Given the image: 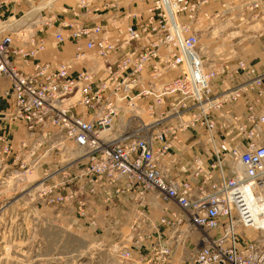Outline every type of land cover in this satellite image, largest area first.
Returning a JSON list of instances; mask_svg holds the SVG:
<instances>
[{"label": "built area", "instance_id": "built-area-1", "mask_svg": "<svg viewBox=\"0 0 264 264\" xmlns=\"http://www.w3.org/2000/svg\"><path fill=\"white\" fill-rule=\"evenodd\" d=\"M22 1L0 0V14ZM153 1L148 23L118 27L116 35L103 25L62 23L53 35L54 48L60 52L72 41L76 53L71 59L41 58L50 44L38 37L42 26L24 39L10 21L0 22V80L9 83L2 91L9 104L2 121L10 129L0 133V176L9 169L13 135L22 125L19 153L28 151L24 161L19 159L22 169L33 164L29 171L35 170L59 146L68 156L67 165L48 178L71 177L70 161L77 172L69 182L79 186L69 196L52 197V187L47 190L49 205L83 196L77 204L84 214L88 203L84 194L102 184L141 200L144 210L131 221L126 244L119 249L122 259L129 261L138 254L147 264H264V210L251 213L241 189L252 184L249 201L257 206L255 190L264 179V106L261 115L256 106L264 97V75L253 77V65L245 60L234 70H229L230 61L207 65L196 34L181 20V13L187 12L195 24L199 9L209 0ZM235 2V9H261L263 15L256 18L264 19V0ZM170 73L177 76L167 79ZM251 93L254 97L246 101L249 128L238 127L249 143L246 150L237 146L229 153L230 174L218 160L210 169L203 166L184 178L169 177L163 162L170 143H179L181 134L198 129L215 143L216 115ZM143 111L153 120L145 122L140 117ZM46 144L44 158L36 157ZM70 148L74 154L69 157ZM213 169L218 170L217 180ZM157 208L166 213L154 217L151 213ZM239 227L252 230L257 239L241 241Z\"/></svg>", "mask_w": 264, "mask_h": 264}, {"label": "rangeland", "instance_id": "rangeland-1", "mask_svg": "<svg viewBox=\"0 0 264 264\" xmlns=\"http://www.w3.org/2000/svg\"><path fill=\"white\" fill-rule=\"evenodd\" d=\"M50 1H52L51 4H49ZM223 3L226 7L222 6ZM237 5L238 2L235 0H209L199 9L195 24H192V19L188 18L187 12L181 13L184 19L181 18V20L192 29L191 33L196 34L199 50L208 66L221 65V62L230 61L229 70H234L238 62L245 60L250 65L252 63L256 65L251 66L254 69L253 77L264 75V19L256 18L257 15H263V12L261 9L253 11L235 9ZM39 6L45 7L39 12L37 10ZM153 6V0H23L20 5L7 6L0 14V22L6 20L13 24L18 22L17 25H13V30L22 24L36 22L35 27L42 26L43 29L37 33L38 37L50 41L47 52L51 47L56 51V56L61 59L62 49L58 52L54 48L56 42L52 37L61 28L62 23H68V18L65 16L72 14L75 18L82 19L81 23H73L75 27L77 25L102 26V21L98 20L102 19L101 13L106 14L109 18L107 17L108 21L103 26L112 29V34L116 35L119 32L118 27H137L142 23H148L151 15L149 11ZM131 9H137L135 11L138 13H130ZM110 11H113V16L109 15ZM81 13L83 17H80ZM120 14H124L119 20L120 25L110 23V20L116 17L119 19ZM127 15L136 22L128 25L123 20ZM154 15L159 17L158 12H154ZM69 42L74 45L72 41ZM74 50L76 53L75 45ZM41 58L43 59L42 55ZM261 64L262 67L259 66ZM85 67L89 68L88 65ZM241 74L240 72L233 75ZM176 76V73H170L167 79ZM244 79H246L245 76ZM251 94L254 97L255 93ZM0 97L2 102H7L3 92ZM259 105L264 106V97ZM259 105L256 106V111ZM5 106L7 107L3 111L0 110V133L8 134L10 129H7L5 122L2 121L7 117L9 110V104ZM141 113L140 117L145 122L153 120L144 111ZM248 113L247 107L244 122L247 129L249 128ZM257 113L261 115V112L257 111ZM18 128L11 143L15 152L8 160L9 169L4 177L0 176V264H147L148 261L141 259L138 254L134 253L135 256L129 261L122 259L119 254V249L126 244L127 235L130 234L132 219L134 220L139 212L144 210L140 205L141 200L132 193L116 194V190L102 184L93 186L84 194V199L88 200L84 214L81 213L77 204L83 196L73 197L70 200L72 203L65 201L49 205L48 196L45 195L47 190L52 187L54 191L52 197L69 196V192L76 190L79 186L76 181L69 182L71 177L77 175V172L72 168L73 163L70 161L69 166L73 170L71 177L64 179L63 174H59L58 177L54 175L49 179V175L67 165L65 158L67 159L68 156L63 155V150L60 152L58 146L43 159L47 144L40 147L36 153V157L43 159L36 169L29 171V166L33 167V164L22 169L21 160L24 161L28 151L19 153V141L25 131L22 125ZM189 132L180 135L179 143H170V152L166 157L168 159L163 162L169 177L184 178L203 166L210 169V166L218 160L222 161L224 171L228 174V165L232 162L229 153L235 147H231L229 143L223 148L217 146L200 129L193 131L195 134L192 140L196 138L198 141L187 143L190 138L186 139L185 135ZM159 145L163 144L157 143V146ZM240 149L246 150L247 147H240ZM68 152L69 157L74 154L71 148ZM26 162H29V159ZM83 165V162L79 163L76 166L77 170H81ZM211 172L217 180L218 170L213 169ZM63 187L68 194L62 190ZM93 189H95L94 192H92ZM262 194H264V188H262ZM160 208L165 209L166 206L161 202ZM161 209L157 208L159 211L151 214L154 217L165 214L166 211ZM237 232L244 242L257 239V235L252 230L239 227Z\"/></svg>", "mask_w": 264, "mask_h": 264}, {"label": "crops", "instance_id": "crops-1", "mask_svg": "<svg viewBox=\"0 0 264 264\" xmlns=\"http://www.w3.org/2000/svg\"><path fill=\"white\" fill-rule=\"evenodd\" d=\"M51 3H52V1L49 2V4H51ZM66 4H69V3H66ZM45 6H47V4ZM45 6H43V7H45ZM36 7H33V9ZM43 7L39 6V8L38 9L36 8V9L40 12V10ZM135 10H137V9H134V10L131 9L129 12L130 13H134V12L138 13V11H135ZM112 12L113 11H110L109 15L113 16L114 13H112ZM123 15L124 14H120L119 19H117V17H116L115 19L110 20V23H112L114 25H120L121 23L119 22V20L121 19V16H123ZM101 16H102V19L98 20V21H102V24L104 25L108 21V19H107L108 15H106V14L102 15V13H101ZM65 17L68 18V23L70 22L71 24L82 22L81 18H75L72 14L65 16ZM80 17H83L82 13H81ZM123 20L126 21L128 23V25L136 22V20L129 17L128 15ZM52 39H53V37H52ZM74 55H75L74 45L71 42H67L66 45L62 48L60 58L61 59L72 58V57H74ZM42 56H43V59L50 60V59H52L53 56H56V51H54L50 47L49 51L45 54H42ZM252 65L256 66V65H254V63H252ZM259 66L262 67V64ZM7 87H9V83L7 81L0 80V96H2V91L4 89H6ZM252 98H253V94H248L238 104L232 103V104L225 105L223 110L218 115H216L215 119L217 122V126H216V131L214 132V141L217 144V146L223 148L224 146L227 145V143H229V145L231 147H236V146L243 147V148L247 147L249 140L246 138H243L244 136L240 135L238 127H239V124H244V122L246 121V108H247L246 107V101H249ZM7 103L8 102H6V103L2 102V98L0 97V110L1 111H3V109L5 107H7V106H5V104H7ZM262 107L263 106L259 105L260 109L258 108L257 111L262 112ZM236 119H238L240 121H236ZM2 126H3V124H2ZM194 132L190 131L189 133H187V135H185L186 139L190 138V140L187 143H196L198 141L196 138H194L192 140V137L195 134ZM206 142L210 143L208 141H206Z\"/></svg>", "mask_w": 264, "mask_h": 264}, {"label": "bare ground", "instance_id": "bare-ground-1", "mask_svg": "<svg viewBox=\"0 0 264 264\" xmlns=\"http://www.w3.org/2000/svg\"><path fill=\"white\" fill-rule=\"evenodd\" d=\"M34 18H36V17H34ZM174 19H176L175 13H174ZM21 21H23V20L21 19ZM17 24H18V22H16L15 24L10 23L9 26L13 28V25H17ZM36 25H37V23L34 21L28 22V23L22 24L20 26H17L18 28L16 27V29L14 31L19 34L20 38L29 39L34 34V27ZM238 171H239L240 177H244V172L242 170L241 171L238 170ZM250 188L253 190L252 184H250L249 182H248V184H243V186L241 187L243 193L245 194V205L249 208V211L254 214L255 211L260 212V210H264V194H262V188H264V179L259 183L257 190H255V191H257V195H258V197H257L258 205L257 206H253L251 201H249L250 197L253 199V197L249 191V190H251ZM248 191H249V193H248ZM246 193H248V194L246 195ZM253 193H254V191L252 192V194ZM241 241H242V239H241Z\"/></svg>", "mask_w": 264, "mask_h": 264}]
</instances>
